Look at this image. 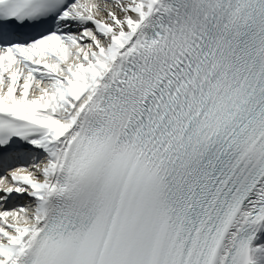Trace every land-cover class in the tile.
<instances>
[{
    "label": "snow or ice",
    "instance_id": "1",
    "mask_svg": "<svg viewBox=\"0 0 264 264\" xmlns=\"http://www.w3.org/2000/svg\"><path fill=\"white\" fill-rule=\"evenodd\" d=\"M0 264H264V0H0Z\"/></svg>",
    "mask_w": 264,
    "mask_h": 264
}]
</instances>
